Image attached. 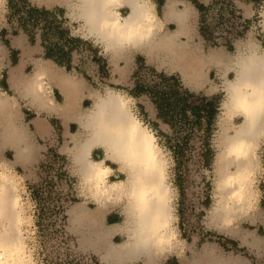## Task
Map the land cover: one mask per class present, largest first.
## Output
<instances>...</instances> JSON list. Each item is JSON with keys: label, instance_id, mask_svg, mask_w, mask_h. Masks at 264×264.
Here are the masks:
<instances>
[{"label": "rangeland", "instance_id": "obj_1", "mask_svg": "<svg viewBox=\"0 0 264 264\" xmlns=\"http://www.w3.org/2000/svg\"><path fill=\"white\" fill-rule=\"evenodd\" d=\"M149 1L155 14L161 16L167 0ZM184 1L193 12L190 41H183L200 49L204 57L214 53L219 58V63L205 68V80L195 88L186 85L179 73L156 65L140 52L129 51V61L121 59L111 64L102 43L83 37L78 30L80 23L70 19L63 5H45L49 10H61L62 14H52L57 29L48 30L46 21L52 19L40 17L36 25V21L32 25L25 23L29 25L26 33L20 20L26 16L21 2H15L17 9L12 16L7 0L0 4V90L16 103L20 123L34 151L31 161L19 163L14 150L0 149V183L11 185L8 191L3 190V199L8 195L16 199L7 215H0V235L7 230L11 240L14 238L17 250L13 258L20 264H102L94 250L80 247L78 235L82 229L71 227L69 222L74 208L97 209L94 201L82 194V179L69 150L74 139L80 141L84 135L80 121L92 108L93 98L104 97L107 90L127 100L134 116L155 137L166 163L167 181L173 192L175 248L160 258L161 263L190 264L199 252L205 251L222 260L264 264V132L252 154L253 169L241 203L234 198L222 199L217 173L221 121L230 128L225 134H231L232 126L241 122L239 117L228 120L224 114L226 94L222 86L234 78L232 70L224 73L225 65L250 48L264 54V0ZM166 28L172 31L174 26L169 23ZM201 30L206 34L204 38ZM30 37L35 42H30ZM229 44L232 50H228ZM55 46L68 53L58 59L60 65L46 58L47 50ZM20 63L24 77L48 66L82 85L78 116L67 121L55 114H37L8 82L10 71ZM67 64L68 70L64 66ZM49 87L53 101L62 103L61 92L54 84ZM184 90L194 96L187 102L177 101L176 95L185 98ZM157 101L163 118L158 116ZM36 122H41L44 130L38 132ZM206 140L212 149L206 156L212 159L208 167L201 155ZM90 157L93 161L104 160V152L94 149ZM104 164L113 170L108 182L125 179L115 164L105 160ZM226 219L229 221L225 227ZM122 220L121 206L115 203L107 206L101 223L110 226ZM113 241H122V236L117 235Z\"/></svg>", "mask_w": 264, "mask_h": 264}, {"label": "bare ground", "instance_id": "obj_2", "mask_svg": "<svg viewBox=\"0 0 264 264\" xmlns=\"http://www.w3.org/2000/svg\"><path fill=\"white\" fill-rule=\"evenodd\" d=\"M62 1L70 19L80 23L78 30L82 36L102 43L111 64L116 65L121 59L127 62L128 52L138 51L158 66L176 71L186 85L195 88L205 80V68L219 63L218 55L204 57L200 49L181 40L191 37L188 21L193 9L187 3L178 9L177 1L165 2L164 20L175 25V30L167 33L163 32V22L157 19L149 0ZM124 7L128 9L126 16L119 13ZM225 69L224 73L232 70L234 78L227 79L222 86L226 94L224 114L228 120L239 117L241 122L232 126L231 134H225L230 128L221 121L223 134L219 146L222 148L217 157V173L222 199L234 198L236 203H241L253 169L252 154L264 132V107L261 106L264 104V54L250 48L238 53ZM10 80L13 86H22L24 98L37 113L56 111L64 120L73 115L79 85L69 75L46 66L37 68L24 81L15 77ZM51 81L64 94L61 104L49 95ZM93 99L92 108L80 121L84 135L80 141L74 139L69 152L75 171L82 179V194L92 199L97 209L74 208L69 215L70 225L82 229L78 235L80 247L94 250L105 260L120 264L126 255H143L146 264H155L154 256H163L175 248L173 192L167 181L165 160L155 137L134 116L124 97L107 90L104 97ZM15 106L10 97L0 92V147L12 146L15 160L23 163L32 159L34 151ZM94 149H101L104 160L115 164L125 179L108 182L113 170L104 160H91ZM99 172L104 173L102 177L98 176ZM6 184L0 183L1 216L4 212L7 215L16 200L11 195L10 199L9 195L3 199V192L11 187ZM115 203L121 206L122 223L104 227L102 215L109 204ZM228 221L223 222L225 227ZM114 231L125 232L127 239L113 244L110 235ZM9 234L6 230L5 235H0V264H20L13 258L17 247ZM204 264L223 263L208 259Z\"/></svg>", "mask_w": 264, "mask_h": 264}, {"label": "crops", "instance_id": "obj_3", "mask_svg": "<svg viewBox=\"0 0 264 264\" xmlns=\"http://www.w3.org/2000/svg\"><path fill=\"white\" fill-rule=\"evenodd\" d=\"M35 1H37V2H39V3H42V4H44V6L43 7H45V5H53V4H59V5H63V6H65L64 5V3H63V1L62 0H35ZM175 1H177L178 2V4H177V8L178 9H181L182 8V5H184V3H187V4H189L187 1H184V0H175ZM152 4V3H151ZM153 5V4H152ZM190 5V4H189ZM164 6H165V4H164ZM191 6V5H190ZM47 7V6H46ZM45 7V8H46ZM192 7V6H191ZM154 9V8H153ZM193 9V8H192ZM155 10V9H154ZM163 10H164V8H163ZM122 11H125V14L123 15V13H122ZM119 13L122 15V16H126L127 15V13H128V9L127 8H122V9H120L119 10ZM154 14H155V11H154ZM156 15V14H155ZM156 17H157V19H159L161 22H163V32H165L166 30H167V33H172L174 30H175V25L172 23V22H170V21H165L164 20V17H163V11H162V14H161V16H159V15H156ZM172 24L173 26H174V29L172 30V31H169L167 28H166V26L168 25V24ZM188 23H189V30H190V32H191V24H190V20L188 21ZM184 39H187L188 40V42L190 41V39H188L187 37H182V41L184 40ZM93 40L95 41V39L93 38ZM96 42V41H95ZM98 43V42H97ZM186 43V42H185ZM189 44V43H188ZM189 46H191V45H189ZM192 47V46H191ZM193 48V47H192ZM104 49V48H103ZM135 52H138V51H135ZM141 53V52H140ZM142 54V53H141ZM109 55V54H108ZM128 55V54H127ZM144 55V54H143ZM201 55H203V53H201ZM129 56V55H128ZM145 57H147L146 55H144ZM149 60V59H148ZM109 61H110V57H109ZM120 61V60H119ZM151 61V60H150ZM152 62H153V60H152ZM23 63V62H22ZM22 63H20L18 66H16L15 68H13L11 71H10V74H9V78H8V82H9V84L11 85V87L12 88H14L18 93H19V95H21L23 98H24V96H23V91H22V86L21 85H18V87H15V86H13L12 85V81L10 80V78L12 77V79H13V77H15L17 80L18 79H22V81H24V79L26 78V77H24L23 76V72H22V69H21V67H22ZM155 63V62H154ZM156 64V63H155ZM157 65V64H156ZM48 67V66H47ZM50 68V67H49ZM59 72V71H58ZM174 72H176V71H174ZM60 74H63V73H61V72H59ZM50 84H54L56 87V89H58L60 92H61V94L63 95V101H64V94H63V92L61 91V89H60V87L56 84V82L55 81H51L50 82ZM77 84L79 85V88H78V92H77V95H76V105H75V109H74V112H73V115L72 116H69L68 118H66V120L68 121V120H71V119H73L75 116L77 117L78 116V114H79V106H78V103H79V98L82 96V93H81V86L82 85H80L78 82H77ZM0 92H1V90H0ZM50 93V92H49ZM49 95H51V94H49ZM52 97V96H51ZM63 103V102H62ZM57 104H61V103H57ZM78 107V108H77ZM36 111V110H35ZM41 113H44V112H41ZM41 113H37V114H41ZM47 114H55V115H58V116H60V117H62L61 115H60V113H58V112H56V111H54V112H51V113H47ZM36 123H38V125H39V127L37 126V124ZM35 124V126H36V129H37V131L38 132H41L42 130H44V125L41 123V122H36ZM3 148H11L12 150H14L13 148H12V146H9V145H6V146H3V147H0V149H3ZM31 161V160H30ZM111 175H113V174H111ZM107 226H109V225H104V227H107ZM117 235H119L120 237L122 236V241H120V242H114L113 241V239L114 238H116V236ZM127 239V235H126V233L125 232H121V231H114V232H112L111 233V235H110V241L113 243V244H117V243H121V242H123V241H125ZM173 251V250H172ZM95 254L96 255H98V257H99V259H100V262L102 263V264H114L113 262H111L110 260H105L104 259V257L102 258V256H100V254H98L97 252H95ZM166 255V254H165ZM165 255H163V256H160V257H157V256H154V263L155 264H162L161 263V260H160V258H163ZM215 255L213 254V255H211V253H208V252H205V251H201V252H199L198 254H197V256H195L193 259H192V261L190 262V264H204L208 259H213L214 261H216V260H219L221 263H223V264H242L241 262H238V261H233V260H222V259H220V258H215L214 257ZM120 264H146V262H145V257L143 256V255H126L125 257H124V259H122V261H121V263Z\"/></svg>", "mask_w": 264, "mask_h": 264}, {"label": "trees", "instance_id": "obj_4", "mask_svg": "<svg viewBox=\"0 0 264 264\" xmlns=\"http://www.w3.org/2000/svg\"><path fill=\"white\" fill-rule=\"evenodd\" d=\"M21 2L22 4V7L25 8V18H21V22L22 24H24V27L22 28L23 31H25L26 33H29V31L27 30V28L29 27V25H25V23H31L30 25H32L33 22H35V25L39 22V19L40 17H43L45 18V20H47V18H51L52 20H47L46 21V25L45 27H47L48 30H55L57 29L56 26H54V23H55V19H54V16L52 14L54 13H59V14H62L61 13V10H59L58 8H53L52 10H49V9H46L45 7H37V6H34L32 4H30V2L28 0H7V4H8V7H9V10H10V15L12 16L14 14V11L16 12V3L15 2ZM262 1V0H261ZM13 10V12H12ZM44 20V21H45ZM32 29V28H31ZM62 33L66 34L67 31H62ZM13 34H17V32H13ZM200 34H202L203 38L204 36L206 35L205 32L203 30H201ZM70 41H75L73 38H70L69 39ZM204 40V39H203ZM30 42H35V40L30 37ZM228 50H232V45L229 44L227 46ZM56 55V57H55ZM46 58H50V59H53V61H55L57 64H61L60 61L58 60L60 57L62 56H68V53L64 52L63 48L62 47H58V46H55V47H52V48H49L47 50V53H46ZM65 68L68 70V67L69 65H64ZM184 95H185V98H183V96H180V95H176L177 96V101H185L187 102V98L188 97H193L194 95L191 94L189 91L187 90H184ZM211 104V103H210ZM156 105H157V108H158V116L160 118H163L164 116H162V108H161V103L158 101L156 102ZM192 109V107H190ZM212 109L210 108L209 111H211ZM209 113V112H208ZM212 112H210L211 114ZM213 114V113H212ZM211 147H210V143L208 140H206V142H204V145H203V150H202V157H205L206 160H204V162L206 161L207 164H206V167L209 166V164L211 163V158L209 156V158H206L207 155L211 154ZM203 162V163H204ZM179 193L181 194L182 193V190L181 188H179ZM262 204L264 205V195L262 197V200H261ZM205 203L208 204L209 203V200L206 199L205 200Z\"/></svg>", "mask_w": 264, "mask_h": 264}, {"label": "clouds", "instance_id": "obj_5", "mask_svg": "<svg viewBox=\"0 0 264 264\" xmlns=\"http://www.w3.org/2000/svg\"><path fill=\"white\" fill-rule=\"evenodd\" d=\"M5 2H6V0H0V4H3ZM244 87H251V85H244ZM245 103H246V101H245ZM261 106L264 107V104H262Z\"/></svg>", "mask_w": 264, "mask_h": 264}, {"label": "snow or ice", "instance_id": "obj_6", "mask_svg": "<svg viewBox=\"0 0 264 264\" xmlns=\"http://www.w3.org/2000/svg\"><path fill=\"white\" fill-rule=\"evenodd\" d=\"M105 171H106V170H105ZM103 174H104L103 172H99V173H98V176L102 177Z\"/></svg>", "mask_w": 264, "mask_h": 264}]
</instances>
